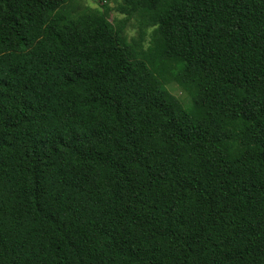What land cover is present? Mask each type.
<instances>
[{"label": "trees", "instance_id": "obj_1", "mask_svg": "<svg viewBox=\"0 0 264 264\" xmlns=\"http://www.w3.org/2000/svg\"><path fill=\"white\" fill-rule=\"evenodd\" d=\"M95 1L0 0V264H264V0Z\"/></svg>", "mask_w": 264, "mask_h": 264}, {"label": "rangeland", "instance_id": "obj_2", "mask_svg": "<svg viewBox=\"0 0 264 264\" xmlns=\"http://www.w3.org/2000/svg\"><path fill=\"white\" fill-rule=\"evenodd\" d=\"M85 2L87 3V4H89L90 6H92V7H98V3L95 1V0H85ZM114 17H117V18H121V17H123L122 15H118V14H115V12H111L110 14H109V20H111V19H113ZM129 33L132 35V34H134V31H135V28L132 26H129ZM174 92V94L178 97V98H180L182 101H183V99H182V95L180 94V92L178 91V90H175V91H173Z\"/></svg>", "mask_w": 264, "mask_h": 264}]
</instances>
